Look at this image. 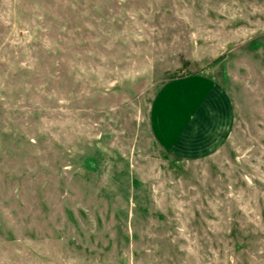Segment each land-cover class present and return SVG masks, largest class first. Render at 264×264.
Listing matches in <instances>:
<instances>
[{
    "label": "rangeland",
    "instance_id": "rangeland-1",
    "mask_svg": "<svg viewBox=\"0 0 264 264\" xmlns=\"http://www.w3.org/2000/svg\"><path fill=\"white\" fill-rule=\"evenodd\" d=\"M195 72L233 124L185 160L148 116ZM0 264H264V0H0Z\"/></svg>",
    "mask_w": 264,
    "mask_h": 264
},
{
    "label": "crops",
    "instance_id": "crops-1",
    "mask_svg": "<svg viewBox=\"0 0 264 264\" xmlns=\"http://www.w3.org/2000/svg\"><path fill=\"white\" fill-rule=\"evenodd\" d=\"M148 119L161 149L177 158L197 159L227 140L233 106L211 75L195 72L164 82L152 99Z\"/></svg>",
    "mask_w": 264,
    "mask_h": 264
}]
</instances>
